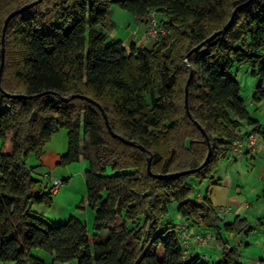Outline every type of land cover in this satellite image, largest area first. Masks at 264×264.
Masks as SVG:
<instances>
[{"label":"trees","instance_id":"obj_1","mask_svg":"<svg viewBox=\"0 0 264 264\" xmlns=\"http://www.w3.org/2000/svg\"><path fill=\"white\" fill-rule=\"evenodd\" d=\"M248 1L0 0V264H45L35 250L62 264H210L183 256L178 226L166 219L172 203L191 227L214 233L216 264H243L222 233L249 235L248 220L224 221L195 188L215 181L234 141L256 132L264 143L235 70L252 66L253 101L264 100V0ZM31 3L2 43L6 17ZM111 6L141 25L159 15L165 35L148 47L109 39L101 26ZM101 109L133 145L110 134ZM61 129L67 151L56 165L90 163L80 203L94 213L92 238L76 217L51 224L32 210L51 206L52 192L37 189L28 158L40 159Z\"/></svg>","mask_w":264,"mask_h":264},{"label":"crops","instance_id":"obj_2","mask_svg":"<svg viewBox=\"0 0 264 264\" xmlns=\"http://www.w3.org/2000/svg\"><path fill=\"white\" fill-rule=\"evenodd\" d=\"M144 30H145V25H142V27H138V30L136 31V35L138 37H141L142 39L138 44L147 46L149 42L146 41L145 39ZM135 40L136 39L131 40L130 42ZM122 42L124 46H127L130 43V42L124 43V41ZM258 109H259L258 111L264 113V100H262V102L258 104ZM250 114L253 118H255L251 112ZM258 121L262 122L261 120ZM66 151H67V134L59 138L53 135L50 141L45 144L43 148V154L40 157V159H36V157L33 155H30L28 158L29 166L37 167L34 175L35 179L39 181V183L37 184V189L51 187L52 180L57 179L58 177L66 179V181H63L61 183L58 190L52 193L53 203L55 200L57 201L58 199L68 195L67 191L66 192L64 191L65 188H63V185L64 183L66 185H69V182L71 180L69 179V176H73L68 174L70 172V168L68 166H66V168L65 167L59 168V166L56 165L59 161V158L63 154H65ZM223 161L225 162V165L221 169L223 179L220 180L222 181L216 182L215 179V181L213 182H208V186L205 191L207 195L210 197L213 205L218 209L219 214L221 215L224 221H228L227 218L233 214L241 217L242 216L241 212L251 214L252 217L258 216L259 219H261L260 216L264 215V207H255L257 209V212L253 213V208H251V204L247 201L246 196L242 192V188L245 182L241 181V175H243L244 177L250 176L251 174H253V171L255 170L254 176L258 180L257 189L255 191L258 193L261 187H264V145L260 146L256 150V152H250L242 149V151L238 154L229 153L228 156L225 159H223ZM82 170L84 169L81 165L79 167V171L77 174L80 175V173L83 172ZM57 171H59V174L56 173ZM82 174L84 176V173ZM259 182L261 183L260 185ZM196 187H198V185ZM203 196H204L203 192L201 190L200 191L197 190V193L195 194V200L200 201ZM79 208L81 209V212L79 213L80 216H76V218L83 223L85 222L87 229L88 228L92 229L94 223V213L85 204H81ZM32 210L35 212V214L38 215L40 209L33 207ZM59 217L60 219H57V217L51 219L55 221L49 223L58 224L57 222H59V220H61L60 222H63L68 218V215H66V212H63V214ZM172 220L174 221H170V222L174 225H177L178 227L180 225L187 224L185 220H183L179 216L178 213L175 216V218ZM187 225L191 227L189 223ZM191 228H194L196 230V227H191ZM230 239L231 238L226 239L229 244L232 245L234 243H237V245L241 244L238 241V236H233L231 241ZM245 245H246V249H244V251L249 255L246 264H264V248L258 247L260 246V242H257L254 245L257 251H259V255L252 250L250 246L252 245V243L250 244L247 243ZM187 252L188 255H200L201 257H204L206 261L210 264H216L220 260V252L218 251L215 245L214 239L208 242L204 246H198L194 242L190 241V245ZM34 255L39 257L45 263L43 256L48 254L43 252L39 256L37 252ZM49 258L51 259L50 264H57L53 262L52 257L50 255Z\"/></svg>","mask_w":264,"mask_h":264},{"label":"rangeland","instance_id":"obj_3","mask_svg":"<svg viewBox=\"0 0 264 264\" xmlns=\"http://www.w3.org/2000/svg\"><path fill=\"white\" fill-rule=\"evenodd\" d=\"M154 16L156 19H159V15L155 14ZM138 27H142V25L138 24L134 20V17L132 16L131 13L120 9L117 6H111L109 11V16L105 21V23L101 26V29L108 36L109 39L122 40L124 41V43H129L131 40L136 39L135 40L136 43H140L142 39L141 37H138L136 35V31L138 30ZM148 42L149 44L147 45V47L151 46L154 40ZM235 70L237 71V79L240 85V97L244 101L247 110L254 115L256 120H261L262 121L261 123H264V113L258 111L259 110L258 104L261 103L262 101L258 103H255L253 101V95L256 93V87L259 81V76L252 75L253 68L250 64H245L239 67H235ZM54 135L57 136V138H59L61 136L62 137L65 136L66 133L63 129H61L58 133H55ZM92 160L94 163L93 157ZM223 162L224 161L222 160L218 164L217 171L215 173L216 182L218 181L221 182L222 180L220 179H223L221 173V169L225 165V162L224 163ZM81 165L84 169L82 170L83 171L82 173H84L86 170L90 168V163L88 161L76 162V163H72L71 165H68V167L70 168V172L68 174L73 175V176H69V179H71L69 185H66L65 183L63 185V188H65L64 191L65 192L67 191L68 195L58 199L57 201L55 200L54 203L52 202L51 206L49 207H47L44 204L34 205L35 208L40 209L39 213L37 212L40 218L44 219L48 223L49 222L52 223V221L55 220H51V219L56 217L57 219H60L59 216H61L63 212H66L68 218L63 222H60L61 220H59V222H57L59 225L66 223L68 219L72 216L73 217L80 216L79 214L81 212V209L79 208L81 205L80 202L84 198L86 191L83 174L82 173H80V175L77 174L79 171V167ZM60 167L66 168V166H59V168ZM94 167L96 168L95 163H94ZM56 173L59 174V171H57ZM254 174H255V170L253 171V174H251L250 176L244 177L243 175H241V181L245 182L242 188V192L246 196L247 201L251 204V208H253V213L257 212V209L255 207H264V187H261L258 193L255 191L257 189L258 180L255 178ZM260 184L261 183L259 182V185ZM207 186H208V181H203L202 183H200V186L198 184V187L195 188V194L197 193V190L198 191L201 190L203 192V195H205ZM47 190L48 189L46 188L44 192H48ZM176 215H177V204L172 203L169 206V212L166 219L168 221H174L172 219H174ZM241 215H242L241 217L246 218L248 220L249 226L253 229L252 232H250L249 235H245V234L234 235V234H227L224 232L222 233V235L224 236L225 240L228 238L232 239L233 236H238V241L241 244L237 245V243L234 242L232 243H234L233 245L239 247L240 253L242 255L241 262H243V264H246L249 255L244 251V249H246L245 244L252 243V245L250 246L252 250L258 255H259V251H257L254 245L257 242H260V246L258 247L264 248V245H262V239H264V215L260 216L261 219H259L258 216L252 217L251 214L245 212H241ZM235 216L236 215L233 214L228 218L227 217L226 218L228 221H232ZM83 224H85V222ZM87 230L89 237L92 238V229L88 228ZM37 252L39 256L40 254L43 253L40 250H35L33 251V254H36ZM43 259L45 260L46 264L51 263V259L49 258V255H44ZM7 264H12V263H7ZM57 264H62V263H57ZM63 264H76V262L69 261Z\"/></svg>","mask_w":264,"mask_h":264},{"label":"built area","instance_id":"obj_4","mask_svg":"<svg viewBox=\"0 0 264 264\" xmlns=\"http://www.w3.org/2000/svg\"><path fill=\"white\" fill-rule=\"evenodd\" d=\"M164 35L165 30L158 24L154 14L150 15L145 25V39L147 41H155ZM262 145H264V143L261 142L259 135L256 132H251L245 137V139L234 141L230 153L238 154L242 151V149L250 152H256V150ZM65 180V178L53 179L51 184V192H56L61 183ZM178 229L180 231L181 245L184 249V257H187V250L189 248L190 241L194 242L198 246H204L214 239V234L212 232L197 231L194 228L189 227L187 224L180 225ZM262 245H264V240H262ZM201 259L206 261L204 257H201Z\"/></svg>","mask_w":264,"mask_h":264},{"label":"water","instance_id":"obj_5","mask_svg":"<svg viewBox=\"0 0 264 264\" xmlns=\"http://www.w3.org/2000/svg\"><path fill=\"white\" fill-rule=\"evenodd\" d=\"M250 1H251V0H249L247 3H249ZM35 3H36V2H35ZM35 3L28 4V5L24 6V7H22L21 9L15 10V11L11 12V13L6 17V19H5V21H4L3 30H2V43H3L4 33H5V30H6L7 24H8V22L10 21V19L13 18L15 15H17V14H19V13H21V12L27 10V9H29V8L32 7ZM247 3H245V5H246ZM236 10H237V9H236ZM236 10L232 13L231 20L234 18V15H235ZM217 35H218V34H214V35H212L211 37H209V38L206 40V42H210V41L214 40V39L216 38ZM203 44H204V43H201L199 46H197L196 48H194L192 51H195V50L199 49ZM2 64H3V60H2L1 66H2ZM0 71H1V70H0ZM190 77H191V75H189V78H188V80H187V84H186V86H185V101H184V102H185V108H186V111L188 110V109H187V96H186V94H187V88H188V83H189V81H190ZM78 97L84 98V99L88 100L89 102L94 103L92 100H90V99H88V98H85V97H82V96H78ZM96 105H97V104H96ZM97 106L99 107V105H97ZM99 108H100V107H99ZM101 112L103 113V110H102V109H101ZM187 112H188V111H187ZM103 118H104V121H105V124H106L108 130L110 131V127H109V125H108L107 116L105 115V113H103ZM110 134H111L114 138H117V139H119L120 141H122V142H124V143H126V144H128V145H133L132 142H129V141L125 140L124 138L117 136V135L114 134L112 131H110ZM141 149L144 151L143 148H141ZM209 156H210V152H208L204 164H205L206 161L209 159ZM150 160H151V157H150V158L148 159V161H147V171H148V173H150ZM204 164H203V165H204ZM203 165H202V166H203ZM202 166H201V167H202ZM191 172H194V170H192V171H184V172L176 173V174H173V175L168 176V178H173V177L180 176V175H186V174L191 173ZM156 177H157V176H156Z\"/></svg>","mask_w":264,"mask_h":264}]
</instances>
